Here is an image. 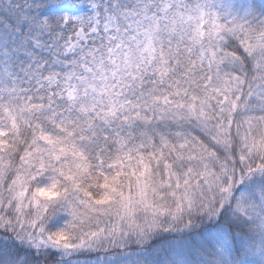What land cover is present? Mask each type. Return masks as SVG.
Wrapping results in <instances>:
<instances>
[{
    "label": "snow or ice",
    "instance_id": "1",
    "mask_svg": "<svg viewBox=\"0 0 264 264\" xmlns=\"http://www.w3.org/2000/svg\"><path fill=\"white\" fill-rule=\"evenodd\" d=\"M0 264H264V0H0Z\"/></svg>",
    "mask_w": 264,
    "mask_h": 264
}]
</instances>
